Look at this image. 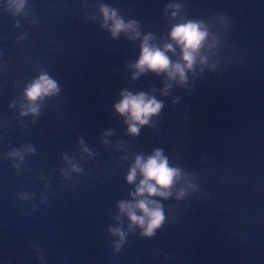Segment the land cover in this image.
I'll return each mask as SVG.
<instances>
[{"label":"water","instance_id":"1","mask_svg":"<svg viewBox=\"0 0 264 264\" xmlns=\"http://www.w3.org/2000/svg\"><path fill=\"white\" fill-rule=\"evenodd\" d=\"M188 21L208 36L184 83L134 67L145 36L182 64ZM42 75L56 90L29 101ZM125 92L162 106L130 122ZM156 150L181 178L135 195ZM140 199L164 215L150 237L119 208ZM0 264H264V0H0Z\"/></svg>","mask_w":264,"mask_h":264},{"label":"clouds","instance_id":"2","mask_svg":"<svg viewBox=\"0 0 264 264\" xmlns=\"http://www.w3.org/2000/svg\"><path fill=\"white\" fill-rule=\"evenodd\" d=\"M13 3L16 4V10L19 11L23 5V0H13ZM100 11L106 22L112 21L109 30L114 38L121 32L127 34L129 31L133 33L131 37L133 39L139 35L134 27L135 22L124 23L116 16L115 11H110L107 7H101ZM207 36L208 32L201 22L188 21L172 27L169 38L180 46L182 64L173 63L165 55V52L172 50L171 44H165L161 49L155 45H150L151 36H145L140 44V56L134 67L141 73L146 69L156 73L164 72L169 79L179 77V81L184 83L185 71L193 68L198 56L199 62L204 63L205 58L199 53ZM55 90L56 83L42 75L26 89L25 96L29 101H35ZM122 96L121 101L115 105L116 111L122 115L127 113L128 120L139 125L146 124L148 117L156 114L162 106L155 99L146 97L144 93L132 95L125 92ZM30 111L35 112L36 109L31 108ZM128 131L131 134H136L138 128L133 123H129ZM137 170L143 179L136 188L135 195L147 193L149 196L167 197L170 194L169 189L181 178L180 170L170 167L167 158L162 156L160 150H156L143 162L141 157H136L135 164L126 177L129 183L134 180ZM183 195L182 190L177 193L178 198ZM119 208L127 214L130 223L143 229L142 235L144 236L154 235L155 229L159 228L164 221L161 206L151 200L140 199L135 204L121 203ZM134 210H138L141 215H136ZM116 234L121 235L122 238L119 230H116Z\"/></svg>","mask_w":264,"mask_h":264}]
</instances>
